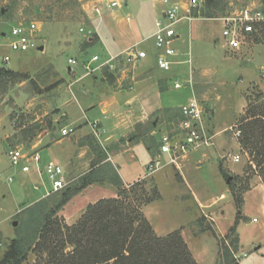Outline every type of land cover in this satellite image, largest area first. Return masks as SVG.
Listing matches in <instances>:
<instances>
[{"label":"rangeland","instance_id":"1","mask_svg":"<svg viewBox=\"0 0 264 264\" xmlns=\"http://www.w3.org/2000/svg\"><path fill=\"white\" fill-rule=\"evenodd\" d=\"M109 1L0 0V68H4L0 69V134L13 128L16 133L11 137L10 147L22 148L24 152L38 150L40 155L38 167L29 162L30 171L22 172L20 167L11 166L7 143L0 146V178H13L11 183L0 182V260L23 223H30L32 214L26 208L38 199L50 204L61 199V192L51 191L49 181L38 170H43L47 163H57L64 168L70 186L79 185L89 173L93 181L79 188L57 209L52 240L59 229L64 233L66 226L75 225L90 205L107 199L124 200L125 192L129 196L125 204L139 210L157 237L179 233L196 264H224L223 246L239 264H264V193H253L248 203L241 205L243 194L262 182L253 156L240 145L242 133L238 134L253 110L264 115V30L241 49L227 51L222 47L221 22L210 20L237 11L253 0H219L213 17L202 16L175 26L179 35L174 44L178 57L173 60L189 58L190 64L173 65L170 71L159 70L154 67L155 57H152L156 52L154 40L140 44L149 54L146 62L154 67L155 79L167 83V88L159 91L157 97L164 108L154 111L146 123L135 125L130 133L122 130L124 136L110 144L99 142L93 133L81 139L92 156L90 162L76 167L65 164L78 131L59 143L53 142V137L41 143L32 141L44 130L53 132V117L58 111L67 114L71 126L90 128L91 132L85 119L91 123L97 116L105 127L118 121L110 117V112L103 119L98 108L84 116L80 108L86 98L81 88L85 85L91 91L89 100L97 99L101 90L96 88L93 92L91 84L95 77L100 82L104 70L91 72L90 69L117 51L107 48L146 38L155 29L151 19L144 16L150 10L149 1L117 0L120 6L111 10L105 7ZM204 1L197 0L203 5ZM98 5L103 7L99 16L93 11ZM127 16L131 22L125 20ZM161 18L162 15L158 20ZM30 22L37 26L32 34L33 47L25 52L11 51L8 44L12 27ZM40 46L44 49H38ZM5 54L10 56L8 63L1 61ZM94 54L100 61L87 69ZM69 59L76 60V65H70ZM126 75L127 71L118 74L114 81L104 77L116 88L124 87ZM80 77L81 81L73 84ZM175 80L181 84L178 89L174 88ZM194 96L203 105L208 129L217 131L232 126L215 138L214 146L189 152L178 168L170 165L147 175L146 166L156 154L161 134L165 128L175 129L179 106ZM166 104L173 107L166 108ZM151 124L154 128L150 131ZM57 126L55 131L60 129ZM119 131L118 127L113 130L116 136ZM60 138L59 133L55 140ZM80 141L74 158L81 153ZM129 147L132 151L113 158ZM234 155H239L238 162H233ZM115 173L121 186L117 185ZM123 180L131 183L124 184ZM72 250L67 245L63 254L68 255ZM57 253L61 255L62 251ZM47 262V251L42 249L31 251L23 264Z\"/></svg>","mask_w":264,"mask_h":264},{"label":"trees","instance_id":"2","mask_svg":"<svg viewBox=\"0 0 264 264\" xmlns=\"http://www.w3.org/2000/svg\"><path fill=\"white\" fill-rule=\"evenodd\" d=\"M218 6L219 0H205L200 17H213ZM103 73L114 81L112 73L107 70ZM244 122L245 126L239 129V133H242L240 145L244 152L253 156L264 185V115L253 110ZM153 128L151 124L150 131ZM114 178L121 186L116 173ZM92 181V173L86 174L79 185L72 187L68 184L58 190L61 192L59 202L50 204L46 200H39L26 208L32 214L31 221L29 224L23 223L20 228L22 232L18 231L16 238L7 245L0 264H23L31 251L42 249L47 251V264H196L179 233L157 237L139 210H132L131 205L125 204V199L129 197L125 192L124 200L107 199L90 205L75 225L66 226L64 233H60L59 229L52 240L50 235L54 231L53 217L57 209L79 188L92 184ZM67 245L73 250L64 255L63 250ZM57 250L62 251L61 255ZM221 260L224 264H239L224 246Z\"/></svg>","mask_w":264,"mask_h":264},{"label":"built area","instance_id":"3","mask_svg":"<svg viewBox=\"0 0 264 264\" xmlns=\"http://www.w3.org/2000/svg\"><path fill=\"white\" fill-rule=\"evenodd\" d=\"M148 1V0H141ZM162 3L167 6L162 12L161 20L155 22V31L147 39L134 44L126 50L116 55H110L108 58L101 61L96 67L90 71L107 70L114 76L125 74L129 69L136 67L148 58V52L140 48V44L148 39L154 40L155 46V63L159 70L170 71L173 65L187 63L191 60L188 58L184 61L173 60L178 57V53L174 47L175 42L179 39V35L175 26L181 21H192L200 17V9L203 2L197 0H189L185 8H182L177 3H171L170 0H162ZM117 0H110L105 7L109 10L119 7ZM103 7L95 6L93 11L98 16L101 14ZM197 12V15H194ZM221 22V39L222 47L227 51H236L241 49L249 40L260 35L264 30V0H253L250 4L244 5L239 10L227 13L221 17L212 18ZM37 30L34 22L28 24H19L12 27L10 31L11 41L8 48L13 52H25L33 47L34 39L32 34ZM83 32V29L80 30ZM3 37L5 33L1 34ZM1 61L8 63L10 56L5 54ZM100 57L93 55L89 60L88 69L94 62H99ZM70 65H76V60L69 59ZM89 74V72H88ZM191 76V75H190ZM191 84V79L189 80ZM181 84L178 80L174 82V88L178 89ZM1 123V122H0ZM94 136L99 140V134L96 131L98 121L89 122ZM75 129L73 127H64L60 130L62 137L73 135ZM161 132V131H160ZM239 134V132H238ZM214 135L207 128L204 121V108L201 102L194 96L183 104L179 109V119L176 122L175 129L165 128L157 141V150L153 159L146 166L147 175H152L166 166L179 167L180 161L186 158L189 152L198 150L202 147L214 146ZM8 157L13 167H20L22 172H29L31 165L35 164L38 167L40 155L38 151H25L22 148H13L8 151ZM239 155L232 157L233 162H238ZM40 174H44L50 183L51 191L55 192L66 187L69 182L66 179L64 170L57 163H47ZM5 181L11 183L13 178H0V182ZM237 258V257H236Z\"/></svg>","mask_w":264,"mask_h":264},{"label":"crops","instance_id":"4","mask_svg":"<svg viewBox=\"0 0 264 264\" xmlns=\"http://www.w3.org/2000/svg\"><path fill=\"white\" fill-rule=\"evenodd\" d=\"M148 1L150 2V8H149L150 10H149V12H147V10H146V12L144 13V16H145L146 20L149 18L151 19V22L154 23L153 25H154V29H155V22L158 20L159 17H161L162 12L164 10L163 9L164 4L162 3V0H148ZM170 1H173V3L175 2V3L179 4L182 8H185L186 4H187V2L185 0H170ZM140 15H142V14H140ZM111 16L114 18V17H116V14H112ZM125 20L127 22H131V18L129 16H127L125 18ZM96 32H97V30H96ZM96 34H97L99 41H100L99 34L98 33H96ZM151 34H149L146 38H143V39H147L148 37L151 36ZM143 39H137L135 41H130V42L127 41L124 43H120V45H119L120 47L119 46L118 47H112V48L110 47L107 49L108 50H114V51L117 50L112 54V55H116V54H119L120 52L126 50L127 48L133 46L134 44L142 41ZM88 40L92 41V37H89ZM214 41H216V38L214 39ZM40 47H42V50L44 49L43 46H40ZM40 47L38 49H40ZM111 52H113V51H110V53ZM155 53L156 52L152 53V57H155ZM146 61H143L141 64L130 69V71L128 72V75H126V77L123 78L124 79L123 80L124 81V87L119 86V87L114 88L113 87L114 83L111 84L110 82H108L104 76H102L100 78V82L95 77L96 81L93 82V84H91V87L94 89L93 92H95L96 88L101 90V92H100L101 94L94 101L89 100L87 98L91 95V93H90L91 91H89V89H87L85 87V85L82 86L83 88H81V92H82L81 94L86 99L83 101V106H82V108H80V110L82 113H84V116H88V115L94 113L96 111V109L98 108L99 109V115L103 116V119H107L108 118L107 114H109V112H110V117L113 116L118 120L115 125H112V123H111V127H107V126L105 127L96 118L97 116L94 117L93 121H98L97 130H98V134L100 136L99 142H104L105 144L106 143L110 144L112 142L119 140L121 137L124 136V133L122 132V130L127 131V133L128 132L130 133V131L134 130L135 125H139V124L143 125L144 123H146L148 121L149 116L154 111L164 108L163 106L160 105L159 101H157V97L159 95L158 94L159 91H163L167 88V83L164 82L163 80H156L155 79L154 67L157 68L155 61H154V67L149 66ZM80 81H81V77L76 79L73 84L78 83ZM181 106H179V109ZM170 107H173V106H169L168 104H166V108H170ZM67 120H68V117H67L66 113H61V111L56 112L54 114V117H53V124H52L53 132H48V131L44 130L38 136H36L32 141H36L37 143H41V142L46 141V139H48L49 137H53L54 138L53 142H56V143L63 141L64 137H62V136H61L62 138H60L58 140H55V138L60 133V130L62 128L73 127V126H71V124H68ZM85 121L88 124L90 120L85 119ZM57 124L60 125V129H57L55 131L54 128L58 127ZM87 126L91 127V126H89V124ZM231 126L222 127L220 129H218L217 131H215L214 128L211 130L209 129L210 132L214 135L213 140H215V138L218 137V135L221 132L226 131V129H229ZM117 127L120 128V131H119L120 133L118 136H116L115 133L113 132V130H115V128H117ZM73 128L75 129L74 133H77V131H78V135L75 137V139L71 143L72 146L69 149L70 153H69V156H68L65 164L68 166L76 167V166L84 165L86 162H90L92 160V156H91L90 152L89 153L87 152V144H85L84 141L82 142L80 140L87 137L88 135L92 134L93 131L91 132L90 128L88 130H85L82 127L79 129H77V127H73ZM129 128H131V129H129ZM0 131H1V129H0ZM15 133L16 132L13 128L10 129L9 131L2 132V134H0V146H3L7 143L8 149H12L10 147V144L12 141L11 137ZM79 141L82 142V143H80L82 147H80V149H79L81 153H79L78 156L76 158H74L73 155H74V152H76V150L78 148V142ZM47 142L49 143L50 141H47ZM215 144H216V142H215ZM34 147H36V146H34ZM14 148H16V147H14ZM17 148H19V147H17ZM131 149L132 148H130V147L128 149H125L123 152L114 155L113 158H119L122 155H124L125 153H127L128 151H132ZM33 151H38V150L32 149L31 152H33ZM83 154L87 155L86 158L84 156H82ZM81 157H83V158H81ZM133 157L134 156L131 155V158H133ZM111 158L112 157H110V159ZM84 159H86V161H83ZM63 170H64V168H63ZM237 175H239V174H237ZM123 182H124V184L131 183V182H125L124 180H123ZM253 193H258V194L264 193V185L262 183H256V185H254V187H252L250 190H248L246 193L243 194V201L241 203V205L243 207L248 203L247 199L253 197ZM40 198H42V197H40ZM39 200L40 199H38L37 201H39ZM35 202H36V200H35ZM263 213H264V210H263Z\"/></svg>","mask_w":264,"mask_h":264},{"label":"water","instance_id":"5","mask_svg":"<svg viewBox=\"0 0 264 264\" xmlns=\"http://www.w3.org/2000/svg\"><path fill=\"white\" fill-rule=\"evenodd\" d=\"M42 49V47H40V50ZM231 180V177L228 178L227 183Z\"/></svg>","mask_w":264,"mask_h":264}]
</instances>
